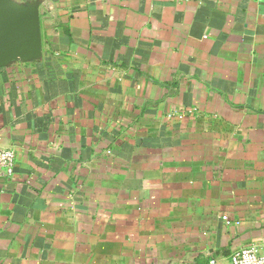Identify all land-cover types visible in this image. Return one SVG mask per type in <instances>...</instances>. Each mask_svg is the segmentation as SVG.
Here are the masks:
<instances>
[{
	"label": "crops",
	"instance_id": "obj_1",
	"mask_svg": "<svg viewBox=\"0 0 264 264\" xmlns=\"http://www.w3.org/2000/svg\"><path fill=\"white\" fill-rule=\"evenodd\" d=\"M9 1L43 52L0 66V264L264 255V0Z\"/></svg>",
	"mask_w": 264,
	"mask_h": 264
},
{
	"label": "water",
	"instance_id": "obj_2",
	"mask_svg": "<svg viewBox=\"0 0 264 264\" xmlns=\"http://www.w3.org/2000/svg\"><path fill=\"white\" fill-rule=\"evenodd\" d=\"M40 12L37 7L0 0V66L42 55Z\"/></svg>",
	"mask_w": 264,
	"mask_h": 264
},
{
	"label": "built area",
	"instance_id": "obj_3",
	"mask_svg": "<svg viewBox=\"0 0 264 264\" xmlns=\"http://www.w3.org/2000/svg\"><path fill=\"white\" fill-rule=\"evenodd\" d=\"M15 172V152L11 149L0 150V177L12 176ZM1 201V191H0ZM229 220L228 216H224ZM231 264H264V255L257 246H245L231 255Z\"/></svg>",
	"mask_w": 264,
	"mask_h": 264
}]
</instances>
